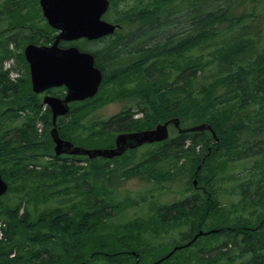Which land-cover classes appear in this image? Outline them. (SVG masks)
Here are the masks:
<instances>
[{"label":"trees","instance_id":"obj_1","mask_svg":"<svg viewBox=\"0 0 264 264\" xmlns=\"http://www.w3.org/2000/svg\"><path fill=\"white\" fill-rule=\"evenodd\" d=\"M108 1L107 20L130 31L117 30L94 52L99 91L72 104L77 119L57 121L59 137L88 148L101 134L106 148L115 133L172 118L183 129L207 124L216 137L209 130L176 131L139 156L136 150L121 155L130 159L53 156L49 111L40 115L28 77L11 82L2 69L14 55L10 43L47 45L53 30L37 0H0V173L13 199L5 204L6 194L0 197V264H136L137 255V264H149L175 246L183 247L165 264H264V0ZM16 58L27 70L21 52ZM104 99L130 101L142 117L133 119L127 108L117 119L94 122L90 116ZM21 112L27 114L19 136L7 138L2 120ZM38 119L46 125L41 134ZM110 161L118 165L107 170L102 164ZM132 178L165 186L178 178L186 189L196 178L201 199L172 208L145 195L141 215L114 223L111 218L135 202L131 196L118 202L120 185L109 181ZM209 220L214 225L205 229ZM183 226L186 243L157 256ZM199 231L208 241L178 262Z\"/></svg>","mask_w":264,"mask_h":264},{"label":"water","instance_id":"obj_2","mask_svg":"<svg viewBox=\"0 0 264 264\" xmlns=\"http://www.w3.org/2000/svg\"><path fill=\"white\" fill-rule=\"evenodd\" d=\"M47 24L59 31L49 46L28 44L24 57L29 66L31 88L34 93H42L52 87L65 86L63 99L46 96L43 103L52 113L53 128L50 131L54 143L55 155H87L94 158L98 155L113 156L127 148H133L143 142L161 141L167 138V125L171 123L178 128L179 121L171 119L158 124L154 129L134 134L119 135L116 138V150L82 149L61 139L55 128L57 116L66 114L68 103L90 98L97 92L101 74L93 66L90 54L79 52L75 47L60 48V41H72L80 38L93 40L113 33L115 26L100 19L108 6L107 0H38ZM207 125H196L186 131L209 129ZM7 191V184L0 174V196ZM167 254L153 264H161Z\"/></svg>","mask_w":264,"mask_h":264},{"label":"rangeland","instance_id":"obj_3","mask_svg":"<svg viewBox=\"0 0 264 264\" xmlns=\"http://www.w3.org/2000/svg\"><path fill=\"white\" fill-rule=\"evenodd\" d=\"M128 1H131V0H127V2ZM129 31H130L129 28L126 25L122 28V33L123 34H127ZM21 35H23V34H21ZM102 46H103L102 43L95 42V43L87 46L86 49H96V48H101ZM13 48H14V52L15 53H19V52H22V50L24 48V45L22 43H20V41H17V45L16 46L13 45ZM14 64H15L16 68L19 70V72H18L19 73L18 74L19 78L17 79V81L20 80V79H23V78L26 80V78L28 77V74L26 73L25 67L22 65L21 62L18 61L17 58H14ZM8 77H9V72H8ZM9 80H12V79H9ZM127 108L130 109V113L134 115L133 119H138V118L142 117V115H141L142 113L140 114L137 111V108L135 107V105L132 104L130 101H127V100H124V99H123V101L118 100V101H113L111 103H108L107 106L101 108L96 114H97V116L99 118H103V117L108 118V117H111V116H114V115L120 113L122 110L126 111ZM44 113L45 112H41L40 115L41 116L46 115ZM19 114H20V117L19 118L17 117L18 119L17 118L16 119H11L10 121L2 120V122L5 123L4 126L6 127V130H7V138L15 139V137L18 134V128L21 126L22 122L24 121L22 119L26 116L27 113L21 112ZM67 122L68 121H66V123ZM113 128L114 127H111L109 129H113ZM35 129L37 130L38 134H41L40 132H43L42 130L46 129V125H45V123L42 120L38 119L36 124H35ZM48 129L50 130L49 126H48ZM97 130H100V128L97 129ZM169 132H170V136L169 137L171 138L176 133V129L170 127L169 128ZM108 135L106 136L107 138H108ZM115 135H116V133L114 134V136ZM94 142L96 144L103 143V142H101V137L100 136L97 137ZM149 145L150 144L136 149V156H139V155L143 154L144 151L146 150V148ZM130 157H132V156H130V154L128 153L126 156H121L119 159H121V158L130 159ZM115 158H117V157H115ZM45 160H50V159L45 158ZM109 163H103L102 165L104 167L107 166L108 167L107 170L109 168H112L114 165H118L114 161H110ZM106 175H108V174H106ZM137 179L138 180L133 179V180L125 181V182H123L122 180L117 181V180H114V179L109 181V183L113 187L116 186L115 188H118L117 186H119L120 183H121L120 189H118L119 190V192H118V194H119L118 202H123L126 199L129 200V198H128L129 196H131L133 201L135 202L134 205H132L130 207H127L125 210L115 214L111 218V220L114 223H117V224L118 223H124V222H126L128 220H133L135 217H138V215H141L139 209L142 206L141 199L145 195L147 197H150V199H151L152 196H156L157 199H159V197L161 196L160 197L161 201H162L161 203L169 204V205L172 206V208L174 206H176V204H185L184 206L188 208V206H189V204L191 202H192V204H194V203H196L197 199H201V197L199 195H196L194 193V189L197 187L196 178H192L191 180L188 179V181H190V185L189 186H191V187H188V189H186V186H188L187 183H186V186H183L184 184H181V182H180L181 180L178 179V178L176 179V182L171 183L168 186L159 185V184L155 185V184H153V183H155V181H147V180H145L143 178H140V179L137 178ZM194 181H196V185H194V184L192 185V183ZM164 187H166L167 190H164L163 194L160 195L159 192L162 191L164 189ZM235 198L237 200L238 197L235 196L234 200H235ZM2 202L5 203V204L12 203L13 202L12 196L9 195V194L8 195L6 194V196L2 199ZM21 208H24L23 205H22ZM262 215L264 217L263 212H262ZM211 222L212 221H210V220L207 222V226L205 227V229H208V227L210 225H214ZM230 223H231V221H228V224H230ZM3 228H5V224L0 219V239L3 237ZM187 232H188V228L185 227V226H183L181 228V230L173 231L171 233V235H169L168 244L166 246V249L155 251L156 255L157 256L163 255L164 253L170 251L173 248V246L186 243L187 239L185 237H183V235L186 236ZM207 241H208V239H206L204 236L199 237L195 241L196 242L195 245L190 247V249H191L190 252H187V253L183 254L182 256H181V254L177 255L179 257V261L178 262L183 261L182 257L187 258V257L190 256V254L192 252H197L199 250V246L201 244L207 242ZM210 241H212V240H210ZM211 243H213V241ZM145 258H149V256L146 255ZM146 260L149 261L150 259H146ZM192 261H190V262H192ZM190 262H187L186 264H189Z\"/></svg>","mask_w":264,"mask_h":264},{"label":"bare ground","instance_id":"obj_4","mask_svg":"<svg viewBox=\"0 0 264 264\" xmlns=\"http://www.w3.org/2000/svg\"><path fill=\"white\" fill-rule=\"evenodd\" d=\"M108 1V0H107ZM108 4H109V1H108ZM216 11V10H215ZM257 21V20H256ZM168 32V31H167ZM146 50V49H145ZM96 52V51H95ZM134 52H135V50H134ZM191 52V51H190ZM96 55V54H95ZM119 59V58H118ZM114 62V61H113ZM131 65V64H130ZM124 67V66H123ZM118 68V67H117ZM107 70V69H106ZM118 71V70H117ZM119 71H120V69H119ZM118 71V72H119ZM109 72H110V70H109ZM145 73V72H144ZM157 73V72H156ZM110 74V73H109ZM119 74V73H118ZM122 74V73H121ZM132 74V73H131ZM133 75V74H132ZM137 75V74H136ZM158 76V75H157ZM164 76V75H163ZM167 76V75H166ZM112 77H114V76H112ZM134 77H136V76H134ZM143 77V76H142ZM108 78V77H107ZM109 78H110V76H109ZM108 78V79H109ZM115 78V77H114ZM102 81V80H101ZM108 82V81H107ZM173 82V81H172ZM184 83V82H183ZM100 84H101V82H100ZM98 90H99V87H98ZM97 90V91H98ZM20 115V114H19ZM132 118V117H131ZM52 122V121H51ZM159 124H163V123H159ZM158 125V124H157ZM156 126V125H155ZM155 126L153 127V128H150V129H143V130H137V131H130V132H127V133H118V135H116V137H115V145H114V148H109V149H102V150H116L117 149V146H116V138H117V136H119V135H127V134H134V133H139V132H143V131H148V130H152V129H154L155 128ZM52 127H53V125H52ZM176 129V131L178 132V133H180V134H182V133H187V132H193V131H186V128H175ZM206 130H209V131H211L212 132V134H213V137L215 138L216 136H215V134H214V132L212 131V129H211V127L209 128V129H206ZM43 131V130H42ZM51 131V130H50ZM56 132H57V134H58V131H57V129H56ZM41 133V132H40ZM18 136H19V134H18ZM32 136V135H31ZM59 136V135H58ZM169 136H170V132H169V128H168V136H167V138L166 139H164V140H161V141H153V142H143V143H141L140 145H137V146H135V147H133V148H130V149H135V148H138V147H141V146H143V145H148V144H155V143H160V142H163V141H166L168 138H169ZM31 138V137H30ZM35 138H36V136H35ZM18 139V138H17ZM21 142V141H20ZM217 142V141H216ZM29 143V142H28ZM17 144V143H16ZM17 146H20V145H17ZM22 148V147H21ZM129 150V149H128ZM125 151H127V150H124V151H122V152H120V153H118V154H115V155H113V156H110V157H106V156H101V155H98V156H96V157H94V158H97V157H99V158H104V159H113V158H115V157H119L120 155H122ZM211 151H212V149H211ZM210 153V152H209ZM87 158H89V157H87ZM93 158V159H94ZM89 159H92V158H89ZM207 160V159H206ZM205 161V160H204ZM193 184L194 185H196V181H194L193 182ZM191 197V196H190ZM198 200V199H197ZM202 201V200H201ZM192 203V202H191ZM199 204V203H198ZM201 204V203H200ZM201 206H203V205H201ZM204 206H205V204H204ZM203 206V207H204ZM196 207V206H195ZM206 207V206H205ZM203 211H204V209H203ZM211 232H216V230H213V231H211ZM200 235H202V232L201 231H199L195 236H194V238L189 242V243H187V244H185V246H189L191 243H193ZM249 243V242H248ZM181 247H183V246H175L174 247V249L169 253L170 255L175 251V250H177V249H180ZM255 248V247H254ZM257 254V253H256ZM248 262V261H247ZM81 264H86V263H81ZM252 264V263H251Z\"/></svg>","mask_w":264,"mask_h":264},{"label":"flooded vegetation","instance_id":"obj_5","mask_svg":"<svg viewBox=\"0 0 264 264\" xmlns=\"http://www.w3.org/2000/svg\"><path fill=\"white\" fill-rule=\"evenodd\" d=\"M82 41L83 42H87L86 40H84V39H82ZM76 43H77V41H76ZM74 44L76 47H77V44ZM62 45H66V47H70V45H72V42H64ZM94 57V56H93ZM94 61H95V64L97 63V62H100L96 57H94ZM62 92H65V89H64V87H59V88H52V89H49V90H47V91H45L44 93H42V94H40V97H43L44 95H55V96H58V95H60ZM63 96V95H62ZM108 104H106V105H104L103 107H105V106H107ZM141 114V113H140ZM115 116V115H114ZM111 117H113V116H111ZM111 117H108V118H105V117H103L102 118V120L103 121H107L109 118H111ZM132 117L134 118V115H132ZM95 118L97 119V118H99L96 114H95ZM73 119H77L76 117H74V115H66V116H64V117H59V121H61V122H64V121H72ZM110 121V120H109ZM105 126H107V125H105ZM124 133H127V132H124ZM121 134V133H120ZM116 135H118V134H116ZM116 135H115V137H116ZM115 140V139H114ZM105 143H106V140L104 141V143L102 144L103 146L105 145ZM114 145H115V143H113V145L112 146H110V147H106V148H102V149H109V148H114ZM143 146H145V145H143ZM143 146H141V147H143ZM138 148H140V147H138ZM138 148H135V149H129V150H127V151H131V150H136V149H138ZM127 151H125L124 153H126ZM123 153V154H124ZM122 154V155H123ZM121 156V155H120Z\"/></svg>","mask_w":264,"mask_h":264}]
</instances>
